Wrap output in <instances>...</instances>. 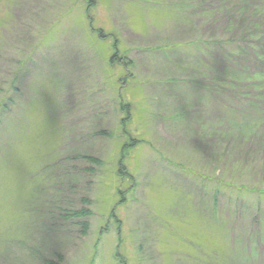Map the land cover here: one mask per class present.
I'll list each match as a JSON object with an SVG mask.
<instances>
[{"label":"rangeland","instance_id":"rangeland-1","mask_svg":"<svg viewBox=\"0 0 264 264\" xmlns=\"http://www.w3.org/2000/svg\"><path fill=\"white\" fill-rule=\"evenodd\" d=\"M45 259L264 264V0H0V264Z\"/></svg>","mask_w":264,"mask_h":264},{"label":"trees","instance_id":"trees-1","mask_svg":"<svg viewBox=\"0 0 264 264\" xmlns=\"http://www.w3.org/2000/svg\"><path fill=\"white\" fill-rule=\"evenodd\" d=\"M99 34H101V32L99 33ZM15 83H17L16 81L15 82H13L12 83V85H11V89H14L15 91H17L18 90V87L17 86H15V85H17V84H15ZM15 86V87H14ZM2 106V111H4L5 110V108H4V105H1ZM6 107H7V104L5 105ZM128 107H129V104H125V103H122L121 104V109H124V110H126V112H128ZM135 143H137V141H132V139H129V140H127V142L124 144V146H123V150H122V152H125V151H127V149H129V148H133L134 146H135ZM123 157V156H122ZM121 157V158H122ZM120 161V163L122 164L123 162H121V159L119 160ZM122 167H123V165H121ZM119 173H121V175L122 176H125V175H127V176H129L130 178H132V176L130 175V174H128V173H124V170H120V172ZM123 201V200H122ZM79 215V213L78 212H75L72 216L73 217H75V216H78ZM84 225V224H83ZM84 227L86 228L87 227V224H85L84 225ZM43 263L42 264H54L53 262H51V261H49V260H47V259H45V260H43L42 261Z\"/></svg>","mask_w":264,"mask_h":264}]
</instances>
